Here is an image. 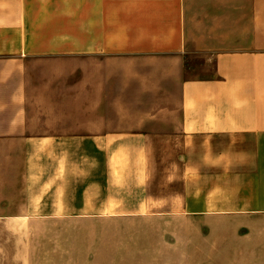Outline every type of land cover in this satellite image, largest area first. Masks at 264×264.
I'll return each mask as SVG.
<instances>
[{
    "label": "crops",
    "instance_id": "crops-1",
    "mask_svg": "<svg viewBox=\"0 0 264 264\" xmlns=\"http://www.w3.org/2000/svg\"><path fill=\"white\" fill-rule=\"evenodd\" d=\"M63 191H245L198 213L264 248V0H0V264H72Z\"/></svg>",
    "mask_w": 264,
    "mask_h": 264
},
{
    "label": "rangeland",
    "instance_id": "rangeland-1",
    "mask_svg": "<svg viewBox=\"0 0 264 264\" xmlns=\"http://www.w3.org/2000/svg\"><path fill=\"white\" fill-rule=\"evenodd\" d=\"M248 198L245 191H63L57 200L88 214L38 223L36 249L63 252L72 264H264L259 222L248 238L241 217L198 213ZM255 198L264 203V194Z\"/></svg>",
    "mask_w": 264,
    "mask_h": 264
}]
</instances>
